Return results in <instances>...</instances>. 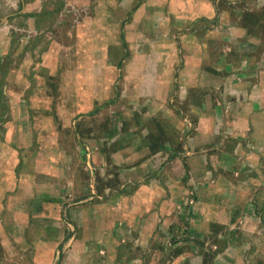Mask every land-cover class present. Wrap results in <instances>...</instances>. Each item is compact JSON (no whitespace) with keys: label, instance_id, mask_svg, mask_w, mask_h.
<instances>
[{"label":"rangeland","instance_id":"obj_1","mask_svg":"<svg viewBox=\"0 0 264 264\" xmlns=\"http://www.w3.org/2000/svg\"><path fill=\"white\" fill-rule=\"evenodd\" d=\"M196 1L0 0V264H264V114L233 85L264 77V0ZM144 54L175 72L154 113L151 94L131 104L151 115L159 185L174 175L160 193L140 166L153 154L131 179L85 142L106 117L89 96H117ZM94 63L110 88L85 78Z\"/></svg>","mask_w":264,"mask_h":264},{"label":"crops","instance_id":"obj_2","mask_svg":"<svg viewBox=\"0 0 264 264\" xmlns=\"http://www.w3.org/2000/svg\"><path fill=\"white\" fill-rule=\"evenodd\" d=\"M147 1L150 2V0H147ZM191 1L194 4L195 0H191ZM196 2H198V4H204V5L206 4L204 0L201 2L199 1H196ZM162 19L164 20V17ZM149 52L148 50H145V51L143 50V53L145 54ZM170 52L171 50H168V54ZM145 54L142 55V57H140L138 61H135L138 65L133 64L135 63L133 61L128 63V60H125V63L119 66V67L123 66L121 69H118L119 72L121 70L123 71L122 73L123 77L119 81L120 89H119L118 95L116 96L115 94V96L117 97L116 103L112 104L111 106H108L107 109L106 108L102 109V107L106 106L105 105L106 103L112 101L111 99H113L115 96L112 95V93H109L107 95L102 94L101 96L98 93H95V95L89 96L90 101H91L90 102L91 107L94 110H97L95 113L99 115L104 114L106 117H104L105 119L102 124V127L98 129L97 127H95L98 131L95 130L97 132H95L93 138L85 139V142L87 144H90L92 148L94 147V153H92V156H91L93 163L100 164L101 162L103 163L105 161L106 164H110L112 160H116L118 164H121L122 166L126 165L127 170H126L125 175L126 174L129 175V173H131L130 174L131 179L133 175H135V173L133 172L131 168L134 165L138 166L140 162L137 159H141L143 161L147 156H150L151 154H153L151 155V158H149L152 161L147 159L150 162L145 160L144 162H141L140 166L144 169H149V168L151 169V172L153 175V178L150 181L151 189L153 190V192L160 193V190L162 188L165 189V186L168 188V190H170L172 184L175 183L173 182L174 175H172L170 172L167 173L164 184L159 185L161 183L159 174H157L155 171L158 170L159 168V165H160L159 159L161 158L160 157L161 154L159 153L160 150L159 151L156 150L157 152H154L155 150L153 149H161V148L159 146L152 145L153 141H151L150 137H148L149 129L148 127L143 126V123H142L143 120H145L143 118L151 116V115L150 114L146 115L145 114L146 112L139 109L137 105L131 106V104L140 103L141 101L140 98L145 99V97H148V95L151 94L150 97H153V98H149L146 102L152 104L153 113H154L155 110H157L159 106H163L162 103L164 102V100H166L164 98L165 94L164 93L162 94L161 89H160L159 84L161 82L157 83L158 81H160L159 74H161L164 71V69L158 68L160 70H156L155 73L154 71H152V73H149L148 70H150L151 67L147 65L144 66V64L148 63V58L146 57ZM99 59L102 60V58H99ZM111 67L112 66L108 65L107 63L100 64L99 66H96L94 63L92 67H90L89 65L85 71V75H86L85 78H88L90 82L92 81L94 85H98V86L104 81L102 85L109 86L110 88L111 80H107L104 77V75L108 73V69H110ZM167 67L169 69H166L167 71H164V72H166L167 75H170L171 70H172L173 75H174L175 73L173 69L174 66L168 65ZM49 68L51 69V67ZM47 69H46V72H47L46 74H49L48 73L49 70L47 71ZM245 82L248 83L249 85L248 87H245L247 86V83ZM168 84H170L169 81H168ZM233 85L234 87H236L235 96H237L238 101L243 102V103L245 102L247 106V108L246 109L244 108L245 110H242V111L248 112L249 114H252L251 112H253L255 114L254 116H256L257 113L258 115L264 114V77L259 80H255L254 83H249L247 80L245 81L240 80L238 82L234 81ZM143 86L145 87V89L142 88ZM165 88L169 90L167 87ZM260 91H262L263 94H261ZM180 98H182V95L180 96ZM39 110H42L40 112L45 117H50V115H52L51 112L53 113V110L51 109L48 110L45 107H42V109H39ZM238 111L240 112L241 109H239ZM240 116H244V115L240 114ZM111 119H114V120L117 119V123H120L119 126L117 127V125H113L111 123L112 122ZM109 121L111 122L109 123ZM260 144H259V147L264 149V144L263 145L262 143ZM175 155H176L175 153L171 154L169 157V160L174 159L176 157ZM109 158L111 161H109ZM176 162H178V159ZM129 170H132V171H129ZM133 202L134 204L124 209V212L129 214V216H133L132 214H138L139 211L142 212L144 210L143 205H141L138 202V200H137V203H135V201ZM139 204L140 206H138ZM37 207H40V206H37ZM141 212H139V215L141 214ZM29 213L30 211H28V214ZM143 228H144L143 226L138 225V229L140 230L139 233H140L141 239L144 238V236H147V233H144V231L141 232ZM151 234H148V236L153 238ZM64 238L62 240H64ZM136 260L134 262L140 263V261H138L140 260L139 258H136Z\"/></svg>","mask_w":264,"mask_h":264},{"label":"trees","instance_id":"obj_3","mask_svg":"<svg viewBox=\"0 0 264 264\" xmlns=\"http://www.w3.org/2000/svg\"><path fill=\"white\" fill-rule=\"evenodd\" d=\"M124 55H125V54H124ZM124 55H123V56H124ZM66 239H67V237H65L64 240H62V242H63V241H66ZM62 242H61V244H59L58 248H61V246H62ZM59 262H60V258H58L57 264H58Z\"/></svg>","mask_w":264,"mask_h":264},{"label":"flooded vegetation","instance_id":"obj_4","mask_svg":"<svg viewBox=\"0 0 264 264\" xmlns=\"http://www.w3.org/2000/svg\"><path fill=\"white\" fill-rule=\"evenodd\" d=\"M22 1V0H21Z\"/></svg>","mask_w":264,"mask_h":264}]
</instances>
